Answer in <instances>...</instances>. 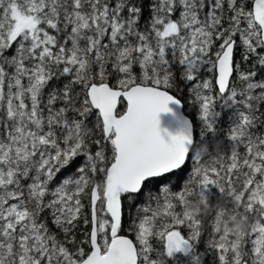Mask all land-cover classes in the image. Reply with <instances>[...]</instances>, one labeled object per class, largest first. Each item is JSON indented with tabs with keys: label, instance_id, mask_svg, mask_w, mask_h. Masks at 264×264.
I'll return each instance as SVG.
<instances>
[{
	"label": "snow or ice",
	"instance_id": "1",
	"mask_svg": "<svg viewBox=\"0 0 264 264\" xmlns=\"http://www.w3.org/2000/svg\"><path fill=\"white\" fill-rule=\"evenodd\" d=\"M210 253L264 264V0H0V264Z\"/></svg>",
	"mask_w": 264,
	"mask_h": 264
},
{
	"label": "trees",
	"instance_id": "2",
	"mask_svg": "<svg viewBox=\"0 0 264 264\" xmlns=\"http://www.w3.org/2000/svg\"><path fill=\"white\" fill-rule=\"evenodd\" d=\"M182 110L190 119H192L194 109L187 99L184 100V106L182 107ZM219 110L221 111V116H220L219 121H218V127L221 129V131L218 133V135H219L218 138L223 139L225 137L227 127L230 124L229 117L234 112V109H223V108H221ZM224 144H225V147H227L228 141L224 140ZM82 228H83V226H81V229ZM208 260H209V264H213V258H212L211 253L208 256Z\"/></svg>",
	"mask_w": 264,
	"mask_h": 264
},
{
	"label": "water",
	"instance_id": "3",
	"mask_svg": "<svg viewBox=\"0 0 264 264\" xmlns=\"http://www.w3.org/2000/svg\"><path fill=\"white\" fill-rule=\"evenodd\" d=\"M174 108V110L178 113V115L182 118L189 119L190 118L183 112L182 107L181 108H176V106H171ZM161 127L162 128H167L169 131L175 132L177 130V122L176 120L173 119L171 115L168 114H162L161 117Z\"/></svg>",
	"mask_w": 264,
	"mask_h": 264
},
{
	"label": "clouds",
	"instance_id": "4",
	"mask_svg": "<svg viewBox=\"0 0 264 264\" xmlns=\"http://www.w3.org/2000/svg\"><path fill=\"white\" fill-rule=\"evenodd\" d=\"M246 227H247L246 221L241 219L238 221H231L229 230L235 232H242Z\"/></svg>",
	"mask_w": 264,
	"mask_h": 264
}]
</instances>
